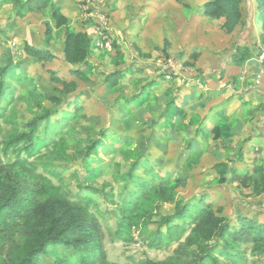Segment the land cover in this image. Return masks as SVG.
I'll list each match as a JSON object with an SVG mask.
<instances>
[{
    "label": "rangeland",
    "instance_id": "obj_1",
    "mask_svg": "<svg viewBox=\"0 0 264 264\" xmlns=\"http://www.w3.org/2000/svg\"><path fill=\"white\" fill-rule=\"evenodd\" d=\"M82 1L53 0V5H60L69 19L65 27L55 28L50 18L51 7L44 14L24 11L18 15L11 1L0 0V66L11 61L18 66V78L8 79L14 100L6 117H0V138L25 130L28 121L47 108H57L56 99L73 100L80 94L79 120L61 132L54 128L49 135L63 137L66 159L54 158L49 165L60 164L63 182L72 193L77 194L78 184L83 183L113 193L115 202L127 198L135 188L129 172L140 156L142 161H150L158 173L171 177L178 199L194 200L207 194L215 209L226 216L235 218L242 214L264 223V189L257 193L252 186L243 187L238 181H231L234 170L242 175L253 172L254 160L258 161L256 167L264 160V60L259 58V66H252L251 71L229 65L238 44L257 46L258 54L264 52L261 30L254 29L257 23L253 0L243 4L247 25L231 32L224 17L204 15L207 0H103L100 10L102 14L106 12L107 22H102L98 13L91 25L83 20ZM48 26H52L51 40L46 34ZM104 27L108 29L112 49L93 47L90 58L81 67L83 77L72 74L74 67L63 58L67 31L87 32L93 37ZM28 46L50 52L49 58L28 52ZM117 70L123 72V77L111 89L106 78ZM259 73L263 79L258 83ZM242 75L248 76V91L237 84ZM72 82L77 84L75 91L69 89ZM250 91L255 92V97L261 96L259 105H251L256 98H246ZM188 94L192 98L184 97ZM133 97L138 99L130 102ZM169 100L176 109L169 107ZM63 108L68 109L67 104L59 107L53 119L60 117ZM206 114L215 118L209 122L211 126L220 124L218 139L214 134L204 137L199 133L201 123L209 119ZM40 132L45 136L44 124ZM104 133L115 141L106 139L109 142L99 148L98 156L87 158L88 144L102 139ZM193 137L200 140L197 149L188 148ZM251 142H255L254 149ZM40 171L55 183L60 182L43 168ZM135 174L144 176L142 169ZM82 192L104 212L100 216L104 245L112 263L165 260L184 242L182 238L155 248L135 232L136 241L126 244L115 235V220L107 212L110 203L91 189ZM160 211L162 215L174 214L175 204L163 203ZM155 220L151 231L159 227V216ZM212 244H218V251L222 249L219 238ZM240 250L247 253L244 264H264L249 243ZM64 251L70 253L71 249H51L43 262L54 264L55 256ZM203 257L193 247L181 264H198ZM218 257L220 264H226L222 256ZM204 264H212V260L209 258Z\"/></svg>",
    "mask_w": 264,
    "mask_h": 264
},
{
    "label": "trees",
    "instance_id": "obj_2",
    "mask_svg": "<svg viewBox=\"0 0 264 264\" xmlns=\"http://www.w3.org/2000/svg\"><path fill=\"white\" fill-rule=\"evenodd\" d=\"M9 1L17 7L18 15H23L24 11L44 14L51 7L50 18L55 28H63L69 23L62 7L53 5V0ZM244 1L207 0L203 13L211 18L224 17L226 28L231 32L240 25H247ZM253 3L256 4L257 23L253 28L261 30L260 38L264 42V0H253ZM51 31L52 26H48L46 34L49 40ZM93 45V38L87 32L67 31L63 58L74 67L71 69L72 74L83 77L81 67L90 58ZM255 48L258 49L257 46L238 44L230 56L229 65H244L253 57L261 55ZM27 49L34 55L49 58L50 52L31 46ZM17 67L14 61L7 66H0L2 118L6 117L7 108L14 100V91L8 79L18 78ZM122 77L123 72L117 70L107 75L106 82L112 89ZM69 89L75 91L77 84L70 83ZM80 97L79 94L73 100L56 99L57 108H47L28 121L25 130L14 132L6 139L0 138V264H45L43 257L48 256L51 249L59 247L69 248L71 252L64 251L62 255H56L54 264H116L108 261L105 251L100 219L104 212L90 196L82 192L84 189H91L110 203L107 212L115 220V235L126 244L135 242L136 236L155 248L184 239L172 256L160 261L147 259L142 264H181L183 257L193 247L204 255L198 264L206 263L209 258L212 264H220L218 255L223 257L226 264H244L247 253L240 247L248 243L264 261V223L242 214L235 218L226 216L215 209L207 194H201L194 200L178 199L177 186L172 184L171 177L158 173L150 161H142L140 156L133 162L129 172L130 180L135 181V188L119 202H115L113 193L83 183L78 184L77 194L67 189L59 171L60 164L49 165L54 158L66 159L63 137L57 139L49 135L54 128L61 132L71 122L79 120L82 115L77 110L80 108ZM137 99L133 97L129 101ZM168 102L169 107L174 104L172 100ZM66 104L68 109L63 108L60 117L53 119L59 107ZM42 124L45 125V136L40 132ZM213 131L218 139L221 136L219 127ZM102 137L88 144L87 158L98 156L102 145L115 141L110 140L106 133ZM41 157L49 160L43 162L38 159ZM262 161L253 173L242 175L235 171L231 181H238L243 187L252 186L255 192L261 193L264 189ZM41 168L57 176L60 182L55 183L50 176L40 171ZM139 169L143 170L144 176L135 174ZM169 202L175 204L176 212L162 215L160 205ZM157 216L159 227L151 231ZM216 237L221 241L220 251L216 248L218 244H212Z\"/></svg>",
    "mask_w": 264,
    "mask_h": 264
},
{
    "label": "crops",
    "instance_id": "obj_3",
    "mask_svg": "<svg viewBox=\"0 0 264 264\" xmlns=\"http://www.w3.org/2000/svg\"><path fill=\"white\" fill-rule=\"evenodd\" d=\"M115 15V14H114ZM118 19H121V16L120 15H118ZM118 21V20H117ZM121 21H123V22H125V20H123V19H121ZM93 47H94V45H93ZM92 47V48H93ZM260 57L259 56H257V57H253L249 62H247L246 64H244V65H230V66H233V67H239V66H243V67H245V69H247V70H249V71H251L250 69L252 68V66H256V67H258L259 66V63H260V59H259ZM248 77V76H247ZM246 76H240V81H238L237 82V84H242V87H241V89L242 90H244V91H248V89H249V87H247L246 88V85H247V82H245V80H246V78H247ZM245 85V86H244ZM187 87H189V86H187ZM191 87H189V89H190ZM206 89H209V88H206ZM233 93H235V91L234 92H232V94ZM173 93H171L170 94V96L172 95ZM254 94H255V92L254 91H250V93L249 92H247L246 93V98H248L249 99V97L250 98H256L254 101L252 100V103H251V105L252 106H256V105H259L258 103H259V100L258 99H261V96L260 95H258V94H256V97L254 96ZM184 96V95H183ZM193 96H195L194 94H193ZM178 97V96H177ZM176 97V98H177ZM184 97H186L187 99H190V98H192V94H188V95H185ZM212 97V96H211ZM187 103V102H186ZM175 105L178 107V105L176 104V102H175ZM174 109H176V107L175 106H172ZM173 109V110H174ZM170 110H172V109H170ZM180 110V109H179ZM184 110V109H183ZM255 112H258V109H255L254 110ZM207 116L206 117H208L209 119H207V118H205V120H204V122H202L201 123V127L199 128V133H200V135H202V136H204V137H209V136H211V137H213V134H214V131H213V129L215 128V127H219L220 128V124L217 122L214 126H211L210 124H209V122L211 121L212 122V119L214 120L215 118H213L212 117V114H206ZM224 135V134H223ZM194 139V140H193ZM193 139L191 140V142L189 143V146H188V148L190 149V148H194V149H197L198 147V144H200V140H199V138H194L193 137ZM250 145H251V147L254 149V147H255V142H251L250 143ZM254 145V146H253ZM258 161L257 160H254V164H253V167H252V170H254V168L256 167V166H254V165H256V163H257ZM234 171H236V170H234ZM237 172V171H236ZM247 173H253V172H246V174Z\"/></svg>",
    "mask_w": 264,
    "mask_h": 264
},
{
    "label": "built area",
    "instance_id": "obj_4",
    "mask_svg": "<svg viewBox=\"0 0 264 264\" xmlns=\"http://www.w3.org/2000/svg\"><path fill=\"white\" fill-rule=\"evenodd\" d=\"M102 1L103 0H83L81 5H82V17H83V20L84 22L87 24V25H91V23L93 22H96L94 21L96 15L98 13H100L102 16H101V21L102 22H107L105 20V16L106 15V12L104 14H102V11L100 10V7L102 6ZM108 29H106L105 27L103 28V30H100L99 32H96L97 35L96 36H93V44H94V47H99V48H102V49H107V50H111L112 49V44H111V41H110V37H109V34H108ZM260 58H261V61L264 60V52L260 55ZM261 79L262 76L261 74L259 73L257 75V82H261Z\"/></svg>",
    "mask_w": 264,
    "mask_h": 264
}]
</instances>
